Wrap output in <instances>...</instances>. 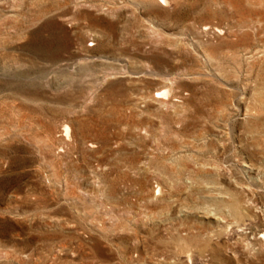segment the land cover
Masks as SVG:
<instances>
[{
	"label": "rangeland",
	"instance_id": "rangeland-1",
	"mask_svg": "<svg viewBox=\"0 0 264 264\" xmlns=\"http://www.w3.org/2000/svg\"><path fill=\"white\" fill-rule=\"evenodd\" d=\"M262 229L264 0H0V264H264Z\"/></svg>",
	"mask_w": 264,
	"mask_h": 264
},
{
	"label": "bare ground",
	"instance_id": "bare-ground-1",
	"mask_svg": "<svg viewBox=\"0 0 264 264\" xmlns=\"http://www.w3.org/2000/svg\"><path fill=\"white\" fill-rule=\"evenodd\" d=\"M163 1L166 2V0H163ZM214 30L217 31L218 29H217V28H214ZM161 93H162V94H165L166 91L164 90V91L161 92ZM65 130H66V132H68V127H67V126H65ZM230 211H231L232 214H238V213H240L241 208L239 207V205H238L237 203H232V204L230 205ZM225 226H226L227 228L236 229V230H241V228H239L240 225H239L238 223H236V222H229V221H227V222L225 223ZM262 231H264V229H262ZM184 256H185V255H184Z\"/></svg>",
	"mask_w": 264,
	"mask_h": 264
}]
</instances>
